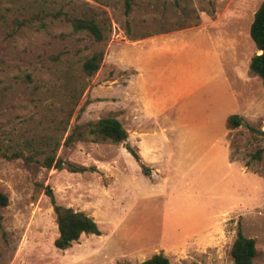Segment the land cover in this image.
<instances>
[{"label":"rangeland","instance_id":"374dc122","mask_svg":"<svg viewBox=\"0 0 264 264\" xmlns=\"http://www.w3.org/2000/svg\"><path fill=\"white\" fill-rule=\"evenodd\" d=\"M68 1L0 0V147L60 143L65 162L87 168L0 153V264H140L160 253L171 264H235L239 232L264 264V81L250 73L264 0H131L130 13L127 0H71L67 9L105 28L104 42L62 19L14 22L24 7ZM101 51L87 76L83 62ZM232 114L238 131L226 126ZM105 118L123 124L124 143L84 126ZM54 202L88 214L101 235L58 249Z\"/></svg>","mask_w":264,"mask_h":264},{"label":"trees","instance_id":"16d2710c","mask_svg":"<svg viewBox=\"0 0 264 264\" xmlns=\"http://www.w3.org/2000/svg\"><path fill=\"white\" fill-rule=\"evenodd\" d=\"M47 1V0H43ZM60 8L56 10H47L44 7L39 9L35 7H24L19 10L21 17L14 15V22L18 26L31 25L37 22L40 26L45 24V20L48 18L62 19L67 22L72 31L75 34L86 33L93 37L97 42H104L106 40V30L97 21L94 16H88L86 14L77 15L73 10H69L66 7L71 6V0L66 3H58ZM128 13L132 11L131 0L126 1ZM10 9L9 11H12ZM6 15L1 14L0 18L6 20ZM126 32L131 35V26L128 23L126 26ZM251 37L256 44L257 50L261 51V54H255L250 62V73L259 76L264 81V1L255 14L254 21L251 25ZM147 36H143L146 38ZM104 51L93 54L87 57L82 64L83 71L87 76H93L101 68L102 61L104 60ZM243 119L238 114H232L227 118L226 126L230 131L240 129L242 127ZM87 127V131L98 138L108 139L114 143H124L129 134L124 128L123 124L115 118H105L97 122H90L84 125ZM231 137V133H229ZM74 134L70 135L66 143L73 140ZM128 150L136 158L138 162L141 161L139 154L129 145L126 144ZM60 143H57L55 147L45 148L41 150H34L31 153L26 154L22 150H12V148H1L0 153L8 159H20L23 158L28 165L33 163L47 169L63 170L65 168L72 172H84L86 167L76 166L72 163H67L58 155ZM231 147L234 148V143L231 141ZM143 171L148 174L149 170L141 164ZM248 161L246 166H250ZM50 193L51 191L48 190ZM8 197L0 193V207L8 205ZM54 209L57 215V223L59 228V237L55 241V246L60 250H66L72 247L73 243L78 241L83 234L101 235L100 228L97 222L83 211H76L70 207H64L54 202ZM1 219V216H0ZM232 256L235 264H254V259L257 254L256 241L253 238L246 237L243 233L239 232L238 237L232 246ZM120 264H133L129 262H123ZM140 264H171L168 257L164 254H156L151 258L145 260ZM196 264V263H194Z\"/></svg>","mask_w":264,"mask_h":264},{"label":"water","instance_id":"95a60500","mask_svg":"<svg viewBox=\"0 0 264 264\" xmlns=\"http://www.w3.org/2000/svg\"><path fill=\"white\" fill-rule=\"evenodd\" d=\"M260 52V51H259ZM262 53V52H261ZM260 54V53H259ZM244 125V123H242V126Z\"/></svg>","mask_w":264,"mask_h":264},{"label":"bare ground","instance_id":"6f19581e","mask_svg":"<svg viewBox=\"0 0 264 264\" xmlns=\"http://www.w3.org/2000/svg\"><path fill=\"white\" fill-rule=\"evenodd\" d=\"M260 54H261V51H260Z\"/></svg>","mask_w":264,"mask_h":264}]
</instances>
